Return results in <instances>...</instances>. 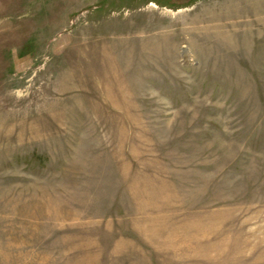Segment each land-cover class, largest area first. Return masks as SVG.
<instances>
[{"label":"rangeland","instance_id":"1","mask_svg":"<svg viewBox=\"0 0 264 264\" xmlns=\"http://www.w3.org/2000/svg\"><path fill=\"white\" fill-rule=\"evenodd\" d=\"M0 264H264V0H0Z\"/></svg>","mask_w":264,"mask_h":264}]
</instances>
